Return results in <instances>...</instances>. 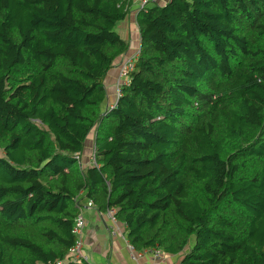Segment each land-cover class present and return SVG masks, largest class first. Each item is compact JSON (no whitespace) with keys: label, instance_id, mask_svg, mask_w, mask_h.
Masks as SVG:
<instances>
[{"label":"trees","instance_id":"trees-1","mask_svg":"<svg viewBox=\"0 0 264 264\" xmlns=\"http://www.w3.org/2000/svg\"><path fill=\"white\" fill-rule=\"evenodd\" d=\"M132 2L0 0V264H92L86 198L138 251L264 264V0L141 8L104 109Z\"/></svg>","mask_w":264,"mask_h":264},{"label":"crops","instance_id":"crops-1","mask_svg":"<svg viewBox=\"0 0 264 264\" xmlns=\"http://www.w3.org/2000/svg\"><path fill=\"white\" fill-rule=\"evenodd\" d=\"M140 1L141 0H133L130 14L118 26L119 33L121 25H123V27L130 26L132 34L130 42H132V45L129 49L130 51L135 50L136 54H138L140 49V32L137 25V14L141 9ZM167 1L168 0H150L147 5H151V3L154 2L162 4ZM123 38L129 42L126 36ZM116 97L112 100L108 92L103 108L105 109L109 105H113ZM84 160L87 161V156ZM84 215L87 220V225L83 236L82 254L87 258V261L92 264H178L181 260L180 255L165 253L161 261L154 260L149 254L135 261L131 257L132 249L126 237L125 226L123 224L119 222L113 223L109 212L103 213L94 206H86ZM115 226L119 228V232L116 235L113 234Z\"/></svg>","mask_w":264,"mask_h":264},{"label":"built area","instance_id":"built-area-1","mask_svg":"<svg viewBox=\"0 0 264 264\" xmlns=\"http://www.w3.org/2000/svg\"><path fill=\"white\" fill-rule=\"evenodd\" d=\"M150 0H141V8H145L148 4ZM134 67V59L129 61L126 66L123 68V81L126 82V76L128 74V72L130 70H132ZM122 83V82H121ZM120 83V84H121ZM119 84V86H120ZM119 86H118V89H119ZM119 93V91H118ZM117 93V94H118ZM89 161L91 164H95L96 165V159H95V156L94 154L90 155L89 156ZM86 206H89V207H95L94 205V202L91 200V199H88L86 198L84 200V203H78L77 204V207L79 209V213L75 219V223H74V228H73V231L76 235V242L74 244V246L72 247L71 249V255L76 258V259H79V258H85L87 260L86 257L83 256L82 254V248H83V236H84V231L86 229V225H87V220H86V217L84 215V209ZM109 215H110V218L112 220L113 223H117L118 221L116 220L115 216H114V213L115 211L114 210H109ZM119 232V228L117 226L114 227L113 229V234L116 235L117 233ZM131 246V245H130ZM131 249H132V253H131V257L133 260H137L139 258H142L144 257L145 255H150L152 256V258L154 260H158V261H161L163 260L164 256H165V253L158 249V248H148V249H144V250H141V251H138L136 249H134L132 246H131Z\"/></svg>","mask_w":264,"mask_h":264},{"label":"rangeland","instance_id":"rangeland-1","mask_svg":"<svg viewBox=\"0 0 264 264\" xmlns=\"http://www.w3.org/2000/svg\"><path fill=\"white\" fill-rule=\"evenodd\" d=\"M141 5L142 4L140 3V6ZM120 33L123 35V37L124 36L127 37V39L129 40L128 43L131 46L132 42H130V38H131L132 34H131L130 26H124L123 27V25H121ZM136 55L137 54H136L135 50L130 51V49H129V51L125 55L121 56L116 61L113 70L107 76V78L105 80V84H106L107 90L109 92V95H111L112 100H114V98L116 97V95L119 91V89H118L119 84L121 82H123V77H122L123 76V68L126 66V64L129 61L133 60ZM86 148H88V146ZM87 158L89 159V154L87 155Z\"/></svg>","mask_w":264,"mask_h":264}]
</instances>
